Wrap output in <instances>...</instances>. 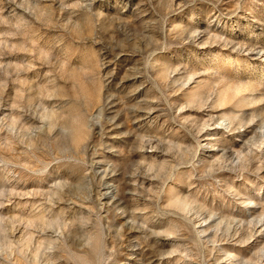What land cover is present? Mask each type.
Masks as SVG:
<instances>
[{"label": "clouds", "instance_id": "obj_1", "mask_svg": "<svg viewBox=\"0 0 264 264\" xmlns=\"http://www.w3.org/2000/svg\"><path fill=\"white\" fill-rule=\"evenodd\" d=\"M0 264H264V0H0Z\"/></svg>", "mask_w": 264, "mask_h": 264}, {"label": "rangeland", "instance_id": "obj_2", "mask_svg": "<svg viewBox=\"0 0 264 264\" xmlns=\"http://www.w3.org/2000/svg\"><path fill=\"white\" fill-rule=\"evenodd\" d=\"M133 3H135V0H133ZM110 10H112V6L109 5ZM113 67L115 68V80H119V77H121L124 74V65L122 64V62H118L116 65H113Z\"/></svg>", "mask_w": 264, "mask_h": 264}]
</instances>
